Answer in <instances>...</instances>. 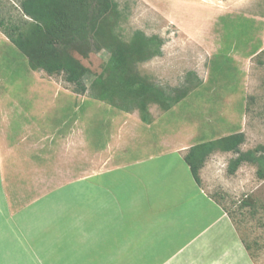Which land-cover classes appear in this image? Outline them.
<instances>
[{
  "label": "rangeland",
  "instance_id": "374dc122",
  "mask_svg": "<svg viewBox=\"0 0 264 264\" xmlns=\"http://www.w3.org/2000/svg\"><path fill=\"white\" fill-rule=\"evenodd\" d=\"M114 1L122 40L141 31L164 42L134 73L157 95H188L170 110L149 103L148 124L137 109L94 98L92 82L109 76L107 51L73 52L88 69L82 95L63 75L31 70L0 30V264H109L122 237L108 234V219L136 210L133 160L147 161L134 169L144 178L169 161L156 157L184 158L231 134L245 135L243 152L264 148V0ZM19 3L0 0V21L24 28ZM236 156L210 155L199 187L226 211L252 261L264 264V179L250 163L231 175ZM120 196L126 205L116 209Z\"/></svg>",
  "mask_w": 264,
  "mask_h": 264
},
{
  "label": "trees",
  "instance_id": "16d2710c",
  "mask_svg": "<svg viewBox=\"0 0 264 264\" xmlns=\"http://www.w3.org/2000/svg\"><path fill=\"white\" fill-rule=\"evenodd\" d=\"M19 4L26 26L0 21V30L28 60L31 70L44 71L49 76L63 75L75 92L84 95L88 69L73 52L88 57L92 52L105 50L110 54L109 76L92 82L94 98L127 113L137 109L148 124L149 103L170 110L188 95L187 91L174 98L164 97L163 92L157 95V89L134 73L138 64L162 54L164 42L141 31L135 32L129 42L122 40L117 33L122 13L114 0H20ZM245 141V135L237 133L192 146L184 160L195 182L200 184L199 171L215 152L237 155L229 162L231 175L244 163H250L257 167V176L263 180L264 148L243 152Z\"/></svg>",
  "mask_w": 264,
  "mask_h": 264
},
{
  "label": "crops",
  "instance_id": "0c3cea01",
  "mask_svg": "<svg viewBox=\"0 0 264 264\" xmlns=\"http://www.w3.org/2000/svg\"><path fill=\"white\" fill-rule=\"evenodd\" d=\"M166 157L169 161L159 173L144 178L134 169L147 161L137 158L131 162L139 179L133 181L138 193L134 205L137 212L124 211L113 215V221L108 219V234L123 238L109 264H255L226 211L200 189L184 158L175 151L156 158ZM159 166L158 162L154 167ZM143 180L148 186H142ZM149 190L162 197L150 198L146 193ZM120 201L121 196L114 204L116 209L126 205ZM114 221L120 222L121 229ZM26 252L20 251L19 257Z\"/></svg>",
  "mask_w": 264,
  "mask_h": 264
}]
</instances>
